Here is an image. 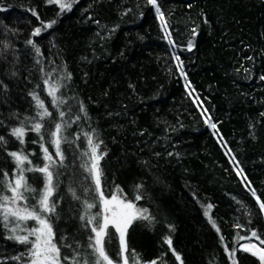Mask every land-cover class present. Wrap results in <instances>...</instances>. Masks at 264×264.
Returning <instances> with one entry per match:
<instances>
[{
    "label": "trees",
    "instance_id": "1",
    "mask_svg": "<svg viewBox=\"0 0 264 264\" xmlns=\"http://www.w3.org/2000/svg\"><path fill=\"white\" fill-rule=\"evenodd\" d=\"M157 2L174 46L147 0H78L64 12L47 0H0V137L6 141L0 144V180L5 172L12 179L16 169L9 152L23 149L33 166L49 163L43 144L55 161L52 200L57 204L55 214L44 215L62 256L71 258L79 245L83 259L91 253L86 246L92 227H83L86 221L79 218L85 201L96 205L89 215L101 221L99 195L82 166L88 160L85 133L94 131V141H102L100 151L106 152L100 161L104 196L117 195L154 218L136 219L128 227L129 260L232 264L225 245L231 250L249 242L236 243L237 233L256 231L264 238V213L250 190L264 201V0ZM52 20L56 23L44 30L41 22ZM36 27L42 28L41 35L32 36ZM48 73L53 83L71 75L60 80L64 86L57 96L66 103L59 110L43 84ZM33 92L52 115L41 121L43 140L29 130L21 145L10 132L21 121L30 129L31 121L39 119ZM56 122L64 124L66 137L60 144L62 163L48 135ZM25 175L33 188H43L41 173ZM26 195L36 204L33 193ZM27 226L37 225L28 221ZM108 231L113 235L106 238V248L118 262L117 236L111 227ZM5 235L0 226V264H25L12 257L26 246ZM165 236L171 237L180 261ZM235 261L260 264L242 250Z\"/></svg>",
    "mask_w": 264,
    "mask_h": 264
},
{
    "label": "snow or ice",
    "instance_id": "2",
    "mask_svg": "<svg viewBox=\"0 0 264 264\" xmlns=\"http://www.w3.org/2000/svg\"><path fill=\"white\" fill-rule=\"evenodd\" d=\"M78 0H47V3H55L59 6L60 12L71 11L72 7ZM147 3L152 5L155 9L157 18L160 20L162 30L165 31V38L168 39L170 45L174 46V42L171 40V33L167 31L168 23L165 19L164 13L161 11L157 0H147ZM190 6V5H189ZM3 9H0L2 11ZM32 15L36 16L39 20V16L36 11L31 10ZM56 23L55 20L50 22H41L44 30L51 28ZM42 28L36 27L31 33L32 36L41 35ZM195 33V29L192 30ZM29 44L35 49L36 53H40V49L35 45V43L30 39ZM188 50L191 51L193 43L191 40L188 42ZM175 59L179 61V56ZM39 63V61H37ZM182 71V64H178ZM43 71V69H41ZM52 74H46V78L43 79V84L46 87L47 95L51 97V103L53 107L59 110V105L66 103L65 100L59 98L57 93H59L60 88L63 87L60 80L71 79V75L66 76L61 75L55 83L52 82ZM186 79V77H185ZM264 80V76L260 77ZM39 87V85H37ZM191 94V93H190ZM33 100L35 101V107L37 109L36 116L39 117L38 120L31 121V128L27 129L24 126V122L21 121V126L12 128L10 135L14 136L21 145L25 143L24 136L27 131H34L43 140L44 136L41 129L45 128L44 121L46 118L51 117L52 113L49 112L48 108L45 106V102L41 99V96L33 92L31 93ZM80 111L85 112L84 105L80 104ZM60 119L63 121L65 113L63 111L59 112ZM261 115H264L262 113ZM80 117L77 116L78 120ZM28 120L29 118H25ZM212 129H216V124L209 122L208 125ZM64 131V124L61 122H56L54 130H49L48 135L53 139L50 141L56 147V155L60 157L61 163L63 162L64 156L60 149V144L66 140V137L62 136ZM95 135L94 131L92 134L85 133V138L87 140L88 150L83 153V155L88 157V160L82 166L85 171L89 173L93 183L95 184L94 191L98 193L99 199L103 204V216L102 222L97 219V216L89 215V210H91L96 205L94 203L84 202V214L79 218L81 221H86L83 227L86 229L91 225V231L88 237L87 248L91 249V253L84 256L81 259V253L79 252V245L73 248L72 244L65 245L66 247L73 248V256L69 258L68 256H62L61 248L57 242H55V234L53 232V227L51 220L45 213L49 215L55 214L57 204L52 200V197L56 191V184L54 183V173L51 170L52 165L55 164L53 157L48 153V149L41 144V149L44 152V159L49 163H45L43 166L32 165V161L28 159V156L24 153L23 149L20 151L9 152L8 155L11 156L16 164L15 172L13 173L12 179H9V174L4 173V179L0 180V184L3 185L4 191H0V226L3 227L6 235L5 238L8 240L15 241L18 244L26 246V251L22 252L19 256L12 257L13 260L25 261V264H63L64 261H69L70 264H115L109 252L106 248L107 240L106 238H111L113 233L108 231L109 227L115 229V233L118 234L119 240V253L123 264H128V257L125 255L129 250L126 241L127 229L135 219H141L151 222L154 218L147 215V209H135V205L128 201L118 199L117 196L113 195L111 199H106L102 191V178L103 169L100 166V161L103 159L106 152L100 151V144L102 141L96 142L93 139ZM77 139L80 137L77 136ZM98 139V138H97ZM6 143L3 137H0V144ZM29 165L25 167V165ZM26 172H39L43 176L44 184L43 188L39 191L33 188L28 182L26 177ZM240 175V172L237 173ZM247 179V177H245ZM139 188V186H137ZM251 195L256 199V204L259 207L261 213H264V201L257 196L255 189H250ZM119 191V189H118ZM5 192L10 193V195L5 194ZM27 193H33L34 196L31 199L36 201V204L29 203V196ZM75 199H79L75 192H72ZM136 199H141L140 195L136 196ZM212 205H208L205 208V216H209V209ZM135 209V210H134ZM99 215V214H97ZM28 221H35L37 226L28 227ZM209 222L212 224L213 228H216L215 221L209 217ZM241 228V225H237ZM170 231L173 229L169 228ZM217 231L219 229L217 228ZM24 233V234H21ZM255 239L258 243H253ZM223 240V237H221ZM241 240H248L246 244L240 245V248L233 247L231 250L225 245V251L229 255V259L232 260V264H236L235 254L237 251L250 252L253 256H256L260 261V264H264V238L256 231H251L250 235L241 236L237 233V241L239 243ZM164 243L172 249V239L170 236L164 237ZM173 255L176 257L177 261L181 260L179 254L172 249ZM91 257V258H89ZM150 264H156L155 261L150 262Z\"/></svg>",
    "mask_w": 264,
    "mask_h": 264
},
{
    "label": "rangeland",
    "instance_id": "3",
    "mask_svg": "<svg viewBox=\"0 0 264 264\" xmlns=\"http://www.w3.org/2000/svg\"><path fill=\"white\" fill-rule=\"evenodd\" d=\"M207 123H208V125H209V121L207 120ZM210 128V127H209ZM210 129H212V128H210ZM113 195H111V196H108V197H105L106 199H111V197H112ZM115 196H117V195H115ZM117 198L118 199H121L119 196H117ZM122 200V199H121ZM125 202H127V201H125ZM100 209H101V222H102V216H103V204H102V202L100 201ZM135 209H139V208H137L136 206H135ZM134 209V210H135ZM136 220V219H135ZM134 221V220H133ZM132 221V222H133ZM112 228V227H111ZM114 231H115V229L114 228H112ZM116 234V233H115ZM116 236H117V240H118V234H116ZM118 245H119V240H118ZM126 255V254H125ZM153 261V260H152ZM152 261H149V262H140V261H135V260H129L128 259V264H150V262H152ZM115 262V264H123V260L121 259V257H120V255H119V261L117 262V261H114Z\"/></svg>",
    "mask_w": 264,
    "mask_h": 264
}]
</instances>
